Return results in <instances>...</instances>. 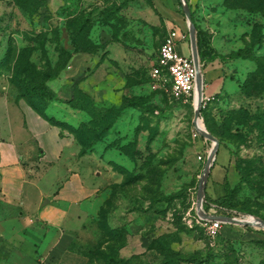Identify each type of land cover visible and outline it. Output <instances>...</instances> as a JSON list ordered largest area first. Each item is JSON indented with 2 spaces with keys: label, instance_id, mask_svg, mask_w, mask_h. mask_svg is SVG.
<instances>
[{
  "label": "rangeland",
  "instance_id": "374dc122",
  "mask_svg": "<svg viewBox=\"0 0 264 264\" xmlns=\"http://www.w3.org/2000/svg\"><path fill=\"white\" fill-rule=\"evenodd\" d=\"M189 1L203 49L227 59L260 40L254 52L264 58V14L256 10L260 0ZM125 7V14L120 13ZM98 9L96 26L91 29L94 34L104 36L105 31L124 29L123 40L131 39L136 45L128 72L139 86L122 96L119 105L122 111L129 109L128 115H120L109 136L97 146L94 162L87 164L85 172L89 173L101 159L105 163L95 176H89L101 187V204L97 213L83 220L77 250L87 264H104L110 255L126 264H264L263 227L228 223L216 239H210L204 228L209 216L246 222L252 218L250 223L264 220V146L258 142L250 118L264 106L261 80L256 76L258 65L237 60V66L226 67L227 90L215 95L216 101L201 114L205 130L229 147L233 168L228 180L234 190V211L207 203L205 197L208 211L200 215V182L214 143L195 128L194 101L175 103L150 87L151 69L171 30L168 23L189 34L180 0H108ZM61 18L66 19L65 26L75 21L67 20V11L53 13L45 8L30 18L16 6V0H0V60L8 51L12 53L9 61L0 63V77L11 81L15 59L23 49L29 50L26 55H32L37 68L60 74L66 62L58 44L63 37L62 21H57ZM129 26L136 31L127 32ZM148 32L150 38L145 37ZM183 50L185 57H191L188 47ZM248 84L251 88L246 93L243 89ZM13 90L18 94L15 87ZM223 154L219 163L229 158ZM217 192L212 198L215 201L223 189Z\"/></svg>",
  "mask_w": 264,
  "mask_h": 264
},
{
  "label": "crops",
  "instance_id": "0c3cea01",
  "mask_svg": "<svg viewBox=\"0 0 264 264\" xmlns=\"http://www.w3.org/2000/svg\"><path fill=\"white\" fill-rule=\"evenodd\" d=\"M40 1L43 2L39 12L43 8L53 13L67 11V20L89 21L93 29L95 16L101 10L98 8L108 0ZM127 8L119 12L125 14ZM65 20H57L62 21L63 28L58 44L68 62L49 83L58 97L46 114L77 129L88 123L90 117L70 104L76 88L88 93L101 106L121 108L122 96L139 86L131 81L128 72L134 59L131 50L136 45L131 39L123 40L124 29L105 31L104 36L91 30L88 40L93 46L89 50L78 49L68 25H64ZM168 27L178 28L174 23H168ZM131 28L127 32L136 31ZM178 29L185 32L182 27ZM149 35L148 32L145 37ZM186 47L192 56L190 42ZM186 47L181 45L178 50L183 53ZM237 62L227 59L206 62L204 95L215 96L227 90L224 70L237 66ZM9 79L0 77V264H87L86 257L75 245L83 220L97 213L101 204V187L93 184L89 176H95L105 163L101 159L95 169L90 168L89 173L85 170L87 164L94 162L93 154L102 142L81 157V147L73 131L54 125L37 113L28 99L18 97ZM128 110L123 111V116L128 115ZM227 150L220 148L211 170L206 187L211 198L219 193L218 189H223L233 168L231 153ZM221 152L229 158L219 163Z\"/></svg>",
  "mask_w": 264,
  "mask_h": 264
},
{
  "label": "trees",
  "instance_id": "16d2710c",
  "mask_svg": "<svg viewBox=\"0 0 264 264\" xmlns=\"http://www.w3.org/2000/svg\"><path fill=\"white\" fill-rule=\"evenodd\" d=\"M40 0H16V6L23 12L24 15L33 18L41 8ZM188 6L192 11V6L190 1L187 0ZM256 10L263 12L264 14V0H260L258 3ZM192 19L194 21V14L192 12ZM68 25V28L71 31V38L73 44L77 46L78 49L89 50L93 44L88 40L89 33L91 31V27L89 26V21L80 22L78 20L72 21V24ZM4 28V27H3ZM197 28V27H196ZM0 29L2 26L0 25ZM198 29V28H197ZM203 40L202 35L198 34V49H199V57L201 65L204 66L206 62H215L218 59L225 60V58L221 55H217L213 53L210 49H203ZM262 41L257 40L244 49L238 50L236 53L232 54L227 60H244V61H252L258 65V69L256 71V76L260 77L262 88L260 99L263 100L264 103V58L258 57L254 50L256 47L261 45ZM60 47V51H61ZM32 53V49L30 50ZM26 52L29 53L28 49H23L19 52L17 59H15V66L12 71L11 76V84L18 90L19 98H26L30 101L32 107L35 109L37 113L47 118L51 123L56 126H60L63 128H70L76 136L77 142L81 147L80 156H85L92 152L94 148L100 144L113 130L114 126L118 123L120 115L123 113V108H117L114 106L107 107L101 106L96 103V101L85 91L82 89L76 88L74 91L73 98L70 100V104L72 107L82 110L87 113L90 117V121L88 123L82 124L79 128L73 129L66 125L65 123H60L53 118H49L46 114L51 102H53L57 95L50 88L49 83L55 80L59 73L58 71H54L51 69H39L33 63L32 55L27 56ZM11 50L8 51L4 58L0 60L2 63L4 60L9 61L11 55ZM28 57V59H27ZM66 57V55H65ZM68 59L66 58V62L62 64L60 67L61 71L66 66ZM36 68V69H35ZM34 69V70H33ZM251 88L250 84L244 87V91L248 93ZM130 106H132L130 104ZM204 112L201 111V114ZM249 114V111L247 112ZM251 116V115H250ZM251 122L255 123L254 131L258 134V142L264 146V106L259 107L254 115L250 117ZM233 137V136H232ZM236 138V137H235ZM240 140H243L242 136L237 137ZM227 147L222 140H220V148ZM127 147H124V149ZM229 149V147H228ZM124 153H126L124 151ZM233 197L234 190L228 180L225 179L223 183V195L220 196L218 200H213L208 196L206 192V202H213L214 204H218L220 209H223L228 212L234 211L233 205ZM208 206L204 205V210L208 211ZM242 213V212H240ZM246 214V213H243ZM104 264H126L124 261L118 259L114 255H110L106 257V261Z\"/></svg>",
  "mask_w": 264,
  "mask_h": 264
},
{
  "label": "built area",
  "instance_id": "2783aa9c",
  "mask_svg": "<svg viewBox=\"0 0 264 264\" xmlns=\"http://www.w3.org/2000/svg\"><path fill=\"white\" fill-rule=\"evenodd\" d=\"M182 42H190L189 34L178 28L168 32L151 69L150 87L153 92L165 94L172 102L194 101L196 107L198 71L192 56L185 57L178 50ZM215 101V96L204 95L201 111L207 112ZM224 225L220 219L206 220L204 228L210 239H216Z\"/></svg>",
  "mask_w": 264,
  "mask_h": 264
},
{
  "label": "water",
  "instance_id": "95a60500",
  "mask_svg": "<svg viewBox=\"0 0 264 264\" xmlns=\"http://www.w3.org/2000/svg\"><path fill=\"white\" fill-rule=\"evenodd\" d=\"M180 3L183 7L185 17L187 19V22L189 24V36H190V44H191V49H192V58L194 60L196 69L198 71V79H197V92H198V97L199 98V105L196 107V114H195V120H194V125L198 133L205 137L206 140H210L214 143L215 147H213V151L210 153L207 163L205 166L204 174L200 182V188H199V196H198V211L200 215L204 216V202H205V197H206V187L208 183V179L211 173V170L214 166V163L217 158L218 151L220 149V142L217 138L212 136L209 132L206 130L202 131L199 128V123L201 122V107H202V101L204 97V77H203V72H202V65L200 62V57H199V50H198V41H197V34H196V28L192 20V13L190 11V8L187 4V0H180ZM197 95V94H196ZM220 219L222 220L225 224L228 223H233L241 226H260L264 228V220L261 219H255L257 222L250 223L246 222L243 220H237V219H229V218H222V217H214V216H209L207 217L206 220H217Z\"/></svg>",
  "mask_w": 264,
  "mask_h": 264
},
{
  "label": "bare ground",
  "instance_id": "6f19581e",
  "mask_svg": "<svg viewBox=\"0 0 264 264\" xmlns=\"http://www.w3.org/2000/svg\"><path fill=\"white\" fill-rule=\"evenodd\" d=\"M197 97H198V92H197ZM198 105H199V98H197V101H196V107H198ZM199 128H200L202 131L205 130V126L203 125L202 122L199 123ZM214 147H215V145H214ZM247 220L250 221V222L253 221L252 218H247ZM256 222H257V221H256Z\"/></svg>",
  "mask_w": 264,
  "mask_h": 264
}]
</instances>
